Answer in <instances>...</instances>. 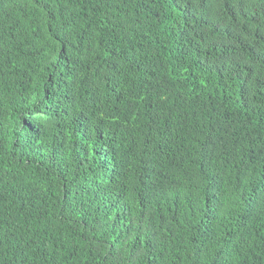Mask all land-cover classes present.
Segmentation results:
<instances>
[{
  "label": "trees",
  "instance_id": "trees-1",
  "mask_svg": "<svg viewBox=\"0 0 264 264\" xmlns=\"http://www.w3.org/2000/svg\"><path fill=\"white\" fill-rule=\"evenodd\" d=\"M0 264H264V0H0Z\"/></svg>",
  "mask_w": 264,
  "mask_h": 264
}]
</instances>
